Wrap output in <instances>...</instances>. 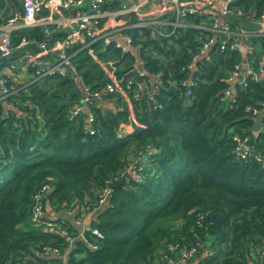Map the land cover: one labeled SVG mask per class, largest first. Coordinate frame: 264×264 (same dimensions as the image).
Returning <instances> with one entry per match:
<instances>
[{
	"label": "trees",
	"instance_id": "1",
	"mask_svg": "<svg viewBox=\"0 0 264 264\" xmlns=\"http://www.w3.org/2000/svg\"><path fill=\"white\" fill-rule=\"evenodd\" d=\"M6 2L20 5L0 0V21ZM233 3L247 16L264 8V0ZM203 18L208 21L187 20ZM129 32L140 44L137 56L113 44L96 47L112 60L130 103L118 91L91 101L93 133L84 111L69 118L82 96L75 76L9 81L13 92L0 99V264H64L61 256L42 252L47 245L65 252L67 264H154L169 242L197 247L187 264H250L264 247V75H253L264 58V35L244 39L253 50L247 56L253 72L234 84L233 97L221 100L243 58L237 49L221 48L218 38L194 59L212 35L204 29L179 26L158 37L144 27ZM22 36L44 37L39 27L23 28L12 34L13 43ZM134 62L145 71L144 88ZM75 64L90 91L109 81L86 51L77 53ZM131 111L136 122L121 132ZM235 133L248 137L259 157L238 158ZM139 163L142 181L129 168ZM106 186V203L89 225L75 226L73 217L93 210ZM37 194L46 213L34 222ZM48 208L63 214L50 215Z\"/></svg>",
	"mask_w": 264,
	"mask_h": 264
},
{
	"label": "built area",
	"instance_id": "2",
	"mask_svg": "<svg viewBox=\"0 0 264 264\" xmlns=\"http://www.w3.org/2000/svg\"><path fill=\"white\" fill-rule=\"evenodd\" d=\"M234 0H20V5L14 7L10 2H6L0 21V63H5V71L0 73V99L13 92L10 80L14 82L11 74L19 68L21 73L30 71L28 81H33L39 77L58 73L60 75L75 76L82 88V96L72 107L69 118L85 113L86 128L93 133L91 123L93 112L90 109V102L103 101L106 92L118 91L130 103V96L121 84V79L112 71V60L102 59L96 47L104 49L105 46L113 44L123 52H131L137 56L140 44L133 43V36L129 32L132 28H147L150 37H158L173 32L176 27L191 25L208 31L210 38L202 44L200 53L194 59H199L203 53L215 42L220 40L221 48H235L243 54L241 61L236 62L228 75L229 87L224 89L220 95L221 100L233 97L234 84L243 83L245 74L252 73L248 55L253 53L251 47H246L244 39L250 36L264 35V8L256 15H244L241 7L234 5ZM188 15L205 16L204 20L190 23ZM248 18L253 24V28L246 29L233 23L230 17ZM39 27L44 35L42 39L27 38L22 36L18 43L14 44L12 34L23 28ZM86 51L106 72L109 81L106 82L102 90L90 91L89 86L84 83L79 75L75 56L79 51ZM195 61V60H194ZM133 68L137 72V84L139 88H144L146 84L140 80V75L145 71L138 62H134ZM189 68H195L194 63ZM264 75V58L259 60L254 76ZM159 73L152 76V85L159 81ZM23 83L21 80H15ZM127 80L126 85L131 83ZM25 83V82H24ZM14 84V83H13ZM188 93V92H187ZM133 96H137L136 91ZM99 104V103H98ZM264 110V101L262 102ZM131 122L124 124L121 132H128L132 129V121L136 122L131 111ZM234 153L238 158L245 159L249 156L259 157L254 153L248 137L238 133L233 135ZM144 161V158H142ZM133 177L137 181L143 179L142 164L130 166ZM111 187V186H110ZM109 186L103 188L99 193L97 205L91 211H83L80 217H73L72 223L75 226L84 228L86 215L98 210L106 203L109 193ZM37 199L31 213V220L37 222L45 217V211ZM66 213L70 211L65 210ZM51 225V222H47ZM87 227V226H86ZM92 232L100 235L96 228ZM60 233L68 236L64 228H60ZM162 258L169 264H187L192 259L197 247L178 246L174 243H166ZM42 252L46 255L61 256L66 260V253H62L58 247L50 245L44 246ZM250 264H264V247L254 254V260Z\"/></svg>",
	"mask_w": 264,
	"mask_h": 264
},
{
	"label": "crops",
	"instance_id": "3",
	"mask_svg": "<svg viewBox=\"0 0 264 264\" xmlns=\"http://www.w3.org/2000/svg\"><path fill=\"white\" fill-rule=\"evenodd\" d=\"M230 20H231L233 23H236V22H237L236 24H238L239 26H241V27H243V28H246V29L253 28V24L250 22V20H249L248 18H239V17H234V16H232V17L230 18ZM235 21H236V22H235ZM4 71H5V63L2 62V63H0V73H1V72H4ZM20 72H22V71L19 70V68H18V69L15 71V73L13 72V74H11L12 77L14 78V79H13V80H14L13 83H17V81H15V80H20V82H21V80H22L23 83H24V82H28V80H25V79H26V76H27V75H26L27 72L30 73V70L25 71L24 74L21 73V77L17 76L18 73H20ZM28 79H29V78H28ZM131 130H132V129H130L129 131H131ZM47 212H48L50 215H52V214H54V215L63 214L62 211H61V212H60V211H55V210H52L51 208H48V209H47ZM95 215H96V211H95V212L92 211V212L88 213V214L86 215L85 219H84L83 225H84L85 227L88 226L90 220L93 219V218L95 217ZM154 264H169V263H166V261L162 258V256H159V258L155 260Z\"/></svg>",
	"mask_w": 264,
	"mask_h": 264
},
{
	"label": "water",
	"instance_id": "4",
	"mask_svg": "<svg viewBox=\"0 0 264 264\" xmlns=\"http://www.w3.org/2000/svg\"><path fill=\"white\" fill-rule=\"evenodd\" d=\"M93 100L96 101L95 98H93ZM120 182H121V179L114 181V183L111 184V187L113 188L114 186H116V185L119 184Z\"/></svg>",
	"mask_w": 264,
	"mask_h": 264
},
{
	"label": "rangeland",
	"instance_id": "5",
	"mask_svg": "<svg viewBox=\"0 0 264 264\" xmlns=\"http://www.w3.org/2000/svg\"><path fill=\"white\" fill-rule=\"evenodd\" d=\"M231 18V17H230ZM236 22V21H235ZM237 23V22H236ZM27 76H26V79H28L29 78V75H30V73L29 72H27V74H26ZM25 79V80H26ZM14 84H16V83H14Z\"/></svg>",
	"mask_w": 264,
	"mask_h": 264
}]
</instances>
